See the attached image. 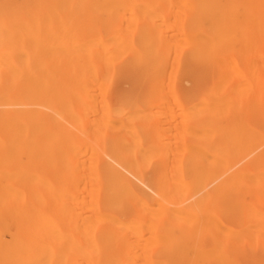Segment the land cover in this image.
Returning a JSON list of instances; mask_svg holds the SVG:
<instances>
[{
	"label": "bare ground",
	"instance_id": "obj_1",
	"mask_svg": "<svg viewBox=\"0 0 264 264\" xmlns=\"http://www.w3.org/2000/svg\"><path fill=\"white\" fill-rule=\"evenodd\" d=\"M0 264H264V0H0Z\"/></svg>",
	"mask_w": 264,
	"mask_h": 264
}]
</instances>
